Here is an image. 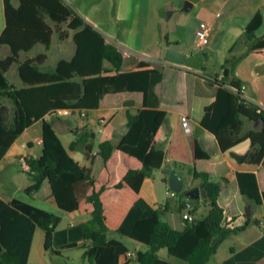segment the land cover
<instances>
[{"label":"trees","instance_id":"trees-1","mask_svg":"<svg viewBox=\"0 0 264 264\" xmlns=\"http://www.w3.org/2000/svg\"><path fill=\"white\" fill-rule=\"evenodd\" d=\"M3 0L5 28L0 36V46L11 49V56L0 60V162L16 140L38 121H42V154L38 159L27 158L33 184L25 190L27 195L37 194L44 183L57 207L66 213L91 216L77 227L83 241L64 248L85 249L84 258L93 264H131L130 251L121 241L109 239L108 233H117L146 247L139 251L137 264H173L158 256L162 249L187 264H207L220 246L233 235L244 232L250 225L247 215H236L219 204L221 183L208 173L193 170L194 180H200L210 210L195 222L183 219L186 210L197 216L198 207L191 206L184 193L180 207L173 211L168 204L154 208L141 196L144 181L153 172L163 168L165 153L161 148V134L168 116L166 110L148 107L150 78L161 76L155 86V95L162 96L163 69H152L149 63L140 62L134 71L123 72L124 56L119 48L107 42L105 36L88 23L63 0ZM67 25L73 32L75 54L71 60L61 59L53 70L44 71L46 54L19 63L20 53L30 52L36 45L49 50L55 29ZM263 25V16L257 13L246 27L253 41L249 54L264 61V37L257 38ZM107 62L111 68H105ZM19 63V77L24 84L17 88L6 74L13 64ZM236 60L227 65L235 64ZM223 80L215 101L205 108L201 126L217 139L223 152L246 139L251 150L244 156H235L239 163L259 164L264 160V113L255 106L239 102V96L227 86L240 89L235 80ZM133 101L113 121L124 122L127 132L117 145L104 141L98 146L97 156L102 167L97 170L81 167L64 148L46 116L58 111L88 112L101 108H122ZM259 122L260 131L242 135L244 120ZM92 134L84 133L71 145L75 151L83 147L88 153L94 147L87 144ZM194 157L209 159L196 144ZM240 192L257 205L264 204V189L258 175L239 173ZM167 182V177H165ZM262 183V187H263ZM62 218L34 205L13 199L10 203L0 198V264H29V256L36 230L44 232V248L52 249L56 230ZM257 264H264V258Z\"/></svg>","mask_w":264,"mask_h":264},{"label":"crops","instance_id":"crops-1","mask_svg":"<svg viewBox=\"0 0 264 264\" xmlns=\"http://www.w3.org/2000/svg\"><path fill=\"white\" fill-rule=\"evenodd\" d=\"M201 1L207 2L208 0ZM213 2L216 3L215 7L218 8L217 10H221L220 13H216L211 21L209 17H203L200 26L196 29L197 32L204 27H210V42L203 48H194L191 54L186 55L184 61H178L170 57L166 58L164 63L160 66L155 65L157 60L154 59L149 51L154 43L149 46L150 48L145 46L150 19L149 8L144 16L143 30L140 31L139 28L136 27L132 30L133 34L141 38L139 51L143 53L137 54L136 56L130 53L126 55V52L122 48H128L124 47L123 44L128 47H132V45L122 40L120 41L121 44L115 43L114 45L119 48L124 56L123 72L136 70L140 62L149 63L152 69H163L161 99H158L155 95V86L161 79L160 75L153 74L151 76L148 92V107L151 109L166 110L168 112L167 118H173L172 125L166 128L165 120L162 129L160 146L165 153V163L163 167L167 166L175 169L184 182L183 172L188 169L189 183L186 190H191L196 187L200 188L199 185L201 181L193 179V170L208 173L213 181L221 183V194L218 201L222 207L230 209L236 215H244L246 214L245 210L250 209V219L253 217L255 218L254 225L251 223L244 232L233 235L226 240L231 241L232 239L235 241L231 246L230 256L226 258L227 260H223L222 263L257 264L264 258V204L257 205L254 201L241 194L237 175L239 173H253L258 175V180L261 185L260 191L262 192L264 189V186L262 187V183L264 185V160L259 164L239 163L235 159V156H244L251 150L250 139H246L230 150L223 152L216 137L201 126V120L205 115V108L210 106L216 99L219 84L215 83L214 80L217 79L218 82L223 80L221 77L224 75L225 70L229 73L226 83H230L232 80L239 82L241 86L246 87L244 95L250 99L252 103H264V61L249 54V46L253 38L248 37L246 33V27L259 12L263 16V25L257 32L256 37H264V0H235V5L232 4L230 0H212L210 3ZM13 5L18 7L19 2L14 0ZM196 5L197 3H193V8ZM207 5L210 4H206V6ZM206 6L205 8L207 9L208 7ZM213 8L209 11L214 15ZM245 9L248 19L243 21L242 19L245 18ZM77 13L88 23L92 24L94 27L96 26L88 16L81 14L79 11ZM3 16L4 21L0 27V36L6 25L4 3ZM139 20L140 19L137 18L135 22L139 24ZM102 34L105 36V33ZM105 38L107 42L113 44L110 38L106 36ZM173 44L178 45V42ZM173 44L169 43L166 49H176V45L173 46ZM5 46L6 45L0 47ZM11 54L10 49V56ZM22 54H24V52L20 53V64L27 59L35 58ZM74 54L75 50L68 58L62 59L71 60ZM60 60L61 59H59L57 63ZM232 60H236V63L227 65V63ZM19 63H15L18 69ZM104 66L108 69L111 68V65L107 62L104 63ZM42 69L44 70V64L42 65ZM23 87L24 84L21 81L20 86L17 88ZM133 106L134 102L128 101L119 109L101 108L85 112V117H82L80 112H71L70 115L65 116L69 119L64 122H60V120L52 116H46L45 120L52 124L64 148L81 167L88 169L92 166H96L97 170H100L103 163L97 156L99 144L104 141H111L114 145H117L120 142L127 132V127L124 122L115 124L113 120L120 113L125 111V109L132 108ZM183 117H187L190 120L192 126V133L190 135L185 134L182 128ZM52 118L53 120L56 119L54 120L56 123H61L58 129L55 128ZM39 123H41V135L30 136L29 132L31 129ZM244 123L242 135L261 130V124L259 122H252L245 119ZM42 125V121H38L32 127L28 128L16 140L0 162V198L7 203L16 199L13 195L14 193L11 192L12 189L14 192L18 193L25 192V190L33 184L30 173L21 168L20 160H26L27 158L38 159L41 156ZM85 132L92 134L94 137L87 141L88 145L94 147V151L89 153V159L85 158L82 153H79L80 151L78 150L82 149L83 151V147L75 151L70 150V145ZM35 144L41 147V153L36 149ZM196 144L199 145L202 152L209 155V159H195L194 152ZM71 153H78L77 159L73 157ZM94 154L96 155L93 156ZM157 172L160 173L159 180L162 185L165 188H169L168 182L165 181L166 176L163 175L160 170ZM154 181L155 180L151 177L144 181L140 191L141 196L154 208H158L161 204H168L170 209L178 211L180 199L175 206H172L166 201L159 202L157 200ZM42 195L46 197L52 196L47 181L44 183L42 190L34 194V198H40ZM201 199H203V197ZM70 214L76 215L78 213ZM198 214L199 210L196 217H198ZM88 220V218H83L80 224L86 223ZM72 226L77 227L78 225ZM252 228L255 230L254 234H250L249 232ZM36 233L37 230L35 234ZM71 243L73 242H66L63 246H68ZM83 243L86 242L80 241V243L77 244L81 246ZM33 246L34 238L29 256V264H31Z\"/></svg>","mask_w":264,"mask_h":264},{"label":"rangeland","instance_id":"rangeland-1","mask_svg":"<svg viewBox=\"0 0 264 264\" xmlns=\"http://www.w3.org/2000/svg\"><path fill=\"white\" fill-rule=\"evenodd\" d=\"M68 6L75 11H79L81 14L88 16L93 22L95 28L101 33H105V36L110 38L113 44H121V40L130 43L132 47L125 46L128 49L122 48L126 55L128 53L142 54L139 51L141 46V38L132 33V30L136 27L140 31L143 30V20L147 9L150 11L149 28L146 35V45L151 48L150 53L154 59L157 60L156 66H160L164 63L166 58H173L178 61H184L186 55L191 54L194 48H197V39L195 37L196 29L201 24V19L209 17L211 21L216 13H220L221 10H217L216 3H210L196 0L193 1L197 5L190 11H185V5L188 0H63ZM235 5V0H230ZM206 4H210L207 5ZM208 7L207 9L205 8ZM214 7V8H213ZM213 8L214 15L210 13V9ZM216 8V9H215ZM244 17L242 20L246 21L248 15L246 9L244 10ZM139 18V24L135 21ZM4 21L3 16V1L0 0V27ZM51 26L55 29L52 45L49 50L41 44L36 45L30 52L22 55H29L30 57H36L40 54H46L47 60L44 63V70H52L59 59L68 58L75 50V44L73 42V32H71L67 25H61L58 29L51 23ZM178 42V45L173 44ZM157 43V44H156ZM169 43L176 45V49L167 50ZM10 56L9 47H0V60L6 59ZM7 78L13 85L20 86V78L18 76V66L13 64L7 73ZM53 118L64 122L68 120V117L63 115H54ZM52 118V122L56 129L60 127L61 123H56ZM173 118L168 117L165 122V127L168 128L172 125ZM30 136L41 135V123L34 126L29 132ZM36 146V144H35ZM36 149L41 153V147L36 146ZM83 156L89 159L90 154L83 150H78ZM78 153H71L73 157L77 159ZM23 160H20V164ZM20 168V167H18ZM22 168V167H21ZM30 172V170L23 169ZM159 172L155 171L151 175V178L155 180L156 198L159 202L166 201L172 206L180 199V195L177 193L176 197H167L166 192L168 188H165L159 180ZM184 186L187 188L189 183V171L186 169L183 172ZM14 197L31 205H34L40 209L54 213L62 218V222L58 226L53 242L52 249L46 251L44 248V232L41 229H37V233L34 237V246L32 250L31 264H93L89 259L84 258L85 249L82 248H64V243L83 241L77 227L83 218L90 219L91 216H81L79 214L73 215L60 210L54 201L52 196L46 197L42 195L40 198H34L33 195H27L25 192H14ZM202 198V197H201ZM200 198V199H201ZM191 206H197L199 210L198 217H204L210 210L208 201L205 197L200 202H190ZM163 205V204H161ZM161 205L158 206L161 207ZM179 208V207H178ZM248 209L245 210V213ZM251 223L255 224V218H251ZM72 225H78L73 227ZM250 234H254L253 228L249 231ZM109 239H115L121 241L126 245L130 251V256L133 260L131 264L136 263L137 253L139 251H145L147 248L137 245L136 242L131 239L121 236L117 233H108ZM235 240L226 241L216 256H214L207 264H229L223 262L230 256L231 246ZM86 243L81 244V246ZM158 256L163 259L172 262L173 264H187L184 261L176 259L168 254L166 249H162Z\"/></svg>","mask_w":264,"mask_h":264},{"label":"built area","instance_id":"built-area-1","mask_svg":"<svg viewBox=\"0 0 264 264\" xmlns=\"http://www.w3.org/2000/svg\"><path fill=\"white\" fill-rule=\"evenodd\" d=\"M210 31H211V28L210 27H204L200 30H198L196 32V39H197V47L198 48H203L205 46H207L210 42ZM223 78V76L221 77ZM227 89L234 93L235 95H238L239 96V102L240 103H243L244 105L246 106H250V105H253L255 106L259 111H261L262 113H264V103H252L250 101V99H248L244 93L246 91V87L245 86H241L240 89H236V88H233L231 86H227ZM70 111L68 110H65V111H58L56 116L58 115H63V116H68L70 115ZM80 115L82 117H85L86 116V113L85 112H81ZM182 128L184 130V133L187 134V135H190L192 133V126H191V123H190V120L187 118V117H183L182 118ZM21 167L22 169H27V170H30L28 164H27V161L26 160H23L22 163H21ZM176 194L175 192L171 191L169 188L166 192V195L167 197H176ZM183 219L184 220H187L189 222H195L197 217L192 215L189 210H186L184 213H183Z\"/></svg>","mask_w":264,"mask_h":264},{"label":"water","instance_id":"water-1","mask_svg":"<svg viewBox=\"0 0 264 264\" xmlns=\"http://www.w3.org/2000/svg\"><path fill=\"white\" fill-rule=\"evenodd\" d=\"M193 1L196 0H188L185 5V11H190L193 8ZM94 154L93 156H95ZM161 173L167 177L168 187L171 191L181 194L184 193L185 196L190 200H199L201 197H204V192L196 187L191 190H186L184 186V181L180 174L170 167H163L161 170ZM247 218L251 217L250 209L246 212Z\"/></svg>","mask_w":264,"mask_h":264}]
</instances>
